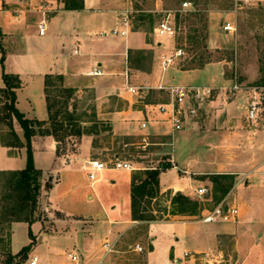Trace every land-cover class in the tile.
Masks as SVG:
<instances>
[{"label":"crops","instance_id":"1","mask_svg":"<svg viewBox=\"0 0 264 264\" xmlns=\"http://www.w3.org/2000/svg\"><path fill=\"white\" fill-rule=\"evenodd\" d=\"M82 2V8H66L61 3L55 8L41 4L33 7L34 11L27 9L26 13L21 7L14 8L17 10L13 12L3 5L11 3V0H0V31L19 42L5 61L7 72L18 74L23 80V84L16 89L17 107L28 118L48 120L46 75L61 74L65 85L76 89L74 99L80 101L84 95L92 93L96 119L110 124L114 133L130 141L137 139L142 147L154 143L149 140L150 133L161 118L157 102L147 101L142 94L137 96L127 90L128 83L150 85L153 79L156 66L153 65L150 71L144 69L134 56L135 51L149 49L150 41L142 29L134 27L132 21L126 34L113 32V29L124 28L122 12L139 9L138 3L136 0ZM158 5L157 0V8ZM30 16L34 18L31 22L28 21ZM40 23L45 24L44 34L40 33ZM20 42L25 45H20ZM158 45V53L163 52L162 42L159 41ZM167 53L165 51L158 60V86L165 83L159 72L161 68L167 71L172 67L164 69L162 66L163 56ZM97 68L102 70L101 74L91 73ZM139 75H145V80ZM4 86L3 80L0 88ZM218 101L210 104L214 105L211 107L221 105ZM231 105L229 100L225 108L230 110ZM207 109L208 106L198 119L190 121L184 130L178 132L180 145L176 146L174 139L175 162L173 167L160 173L162 191L175 189L176 193L192 196L203 185V179L196 175L206 173L208 166L199 158L203 153L200 148L203 147L195 148L193 138H202L204 142V136H201L204 130L199 129ZM144 121L148 123L146 127L142 126ZM14 125L25 142L24 130L16 119ZM2 132L4 129H0V170L24 168L27 164L26 145L3 144ZM102 133L99 128L92 133L73 136L71 152L66 149L62 154L57 152L58 141L53 135L37 133L32 138L34 163L43 170V181L45 177L54 178L49 189L42 186L40 202H44L47 209L64 215L63 219L55 222L54 230L44 229L40 220L31 225L38 239L32 255L38 256L37 250L44 251L43 248L46 253L59 250L64 253L58 260L46 256L42 263L38 256L37 264H73L63 247L66 244L75 250H83L86 259L82 264H93L89 259L93 245L102 242L109 233L114 238L137 223L131 215V185L135 167L131 170L106 168L95 181L89 178V161L99 159L102 153L99 151L104 140ZM182 137H188L190 141L185 144ZM104 145L109 158L103 161L120 157L118 151L110 149L111 144ZM186 216L174 214L168 221L148 224L158 225V234H150L153 237L152 246L144 255L117 244V251L103 264H122L126 260L134 264H264V210H245L240 212L238 220L228 222L184 221ZM29 227L26 221H13L10 233L12 253L30 242L29 235L26 237ZM230 248L232 255L228 256ZM210 250L212 255L201 254ZM186 252L189 254L186 255Z\"/></svg>","mask_w":264,"mask_h":264},{"label":"rangeland","instance_id":"2","mask_svg":"<svg viewBox=\"0 0 264 264\" xmlns=\"http://www.w3.org/2000/svg\"><path fill=\"white\" fill-rule=\"evenodd\" d=\"M156 1L136 0L139 9L134 8L132 10L131 21L134 26L141 14L151 13L154 18L153 26L150 25L149 21H146L140 27L145 32L147 40L150 41V48L144 51H135L134 56L136 62L144 69H149L150 71L152 66L155 65L156 72L152 77L154 80H150V85L141 84L146 86V88L140 89L137 96L142 94L143 98L150 102H162L169 99V89L158 87V60H161V56L165 51H168L167 54H171L179 48L182 49V52L176 57L172 67L167 71L162 68L159 71L162 78H165V85L214 84L222 87L220 88L222 94L219 99H215V101L219 100L218 104L221 105L211 107L214 106L210 105L213 102L209 104L210 106L207 105L208 113H205L206 117L202 120L203 124L199 129L204 130L201 135L204 136V142L201 141L202 138H199V140L193 138L195 148L203 147L202 149L200 148L203 153L199 158H202L201 161L208 166L206 167V173L196 176L203 179L202 186L207 187L208 191L202 199L198 198L197 190L192 196L189 195L199 201L200 209L197 214H186L188 216L184 217L183 220L204 222L201 217L220 203L237 206L239 214L245 210L263 211L264 129L261 126H258L256 131L252 129V123L247 119V107L249 104V86L258 84L257 82L264 75V0H250L242 8L235 6V0H190L192 5L185 11L179 10L182 8L183 1L186 0H158V8L156 7ZM59 3L66 6V0H11V3H4L3 5L16 12L15 10L17 9L14 8L21 7L25 11L27 9L34 11L33 7L41 4L55 8L59 6ZM178 12L180 14L179 19L177 18ZM26 13L28 12L26 11ZM170 13L171 19L177 25L176 34L158 37L154 30L156 22ZM32 19L34 18L28 17V21L31 22ZM228 20L235 24V30L227 31L224 29V24ZM0 39L6 50V55L19 44V42L16 43V41L4 35L1 31ZM159 41L162 42L164 51H159L158 53ZM20 45L24 46L25 44L20 42ZM155 49H157L156 53L154 52ZM1 56L2 52L0 51V59ZM2 71L3 68L0 61V84L3 82ZM139 76L145 80V75ZM234 83H238L241 89L234 94L230 92L226 94L223 86L229 87ZM93 97L92 93L89 92L80 101L74 99L75 96L70 100V103L76 102L78 106L77 112L81 114L80 122L84 127H91L97 124L96 116L94 115ZM4 100L5 96L3 91L0 90V109L4 104ZM229 100L232 102L230 110L225 108V103L229 102ZM102 127L100 125L98 129H102ZM0 129H4L5 134L8 133L6 125L1 124ZM102 132L101 136L104 137V140H102V146L99 147V151L102 152L99 155L100 160L109 158V155L106 154L107 149L104 148L106 147L104 144L108 143L111 144V150L120 153V159L130 161L133 164L135 167L134 173L148 167L159 166L162 163L171 162L174 166L175 148L173 142L175 139V142H177L176 146L177 144L180 145L179 133H176L177 137L175 138L176 134H172L169 123L162 117L158 119L155 129L150 133L149 141L154 143L145 147H142L140 142L137 143V139L130 141L121 134L114 133V130L102 129ZM181 140L186 144L187 141H190V138L182 137ZM134 141L136 143H133ZM63 146L69 149V153L71 152L70 148L74 147L71 139L65 141ZM163 171H167V169ZM179 172L182 173L181 171ZM217 174H229L228 176L233 177L221 178L217 186L212 179V176H217ZM45 178L44 182L42 170L41 182L42 186L47 190L54 178ZM7 179V174H0V200L7 190ZM226 182H229L231 186L226 193H223L222 186ZM174 191L175 189L162 191L160 185L158 195L144 201L141 207L142 211L146 214L155 215V219L137 220V223L131 225L120 235H115L114 238L118 237L120 240L118 244L121 248L128 250L136 243H140L145 248L141 256L148 252L150 246H152V236L158 234V225L148 224L168 221L173 218L174 214L170 210L172 208V197L176 194ZM41 194L39 196V207L35 212L38 218L36 221L40 220L44 229L54 230L55 222L60 218L63 219L64 215L57 210L47 209L43 204L44 202H40L42 200L40 199ZM9 203L13 204L14 200L9 201ZM0 209L1 218L8 216L4 203ZM239 214L230 221L238 220ZM13 221L15 222L16 220ZM13 221L8 219L0 222V264L4 263L11 252L10 233ZM109 234L104 239L106 237L113 239V235ZM28 235L29 231L26 232V237ZM103 241L93 245L91 252L88 251V253L90 252L89 259L92 262H95L96 258L103 254ZM37 243L38 239H36L34 247H36ZM67 245L63 246L66 253L73 249L75 250L73 246L67 247ZM18 248L20 246L16 250ZM43 249L44 251L37 250L41 263L44 262L43 260L46 256L50 255L55 260H58L64 254L61 250L57 252L47 251L46 253L45 248ZM32 251L27 260L19 264H30L34 256ZM82 251L79 249V252L82 253ZM203 253L204 255H212L211 250L201 254ZM229 254L232 255L231 248L228 250V256ZM111 263L109 262V264Z\"/></svg>","mask_w":264,"mask_h":264},{"label":"trees","instance_id":"3","mask_svg":"<svg viewBox=\"0 0 264 264\" xmlns=\"http://www.w3.org/2000/svg\"><path fill=\"white\" fill-rule=\"evenodd\" d=\"M82 0H66V8H82ZM179 12L177 18L179 19ZM146 21L153 26L154 18L150 14H141L135 22V28L140 29ZM0 51L2 52V77L5 86L0 88L5 96L4 104L0 109V125L4 124L8 127V133L2 132L1 141L5 145L22 146L27 148V164L22 169L0 170V174H7L6 192L0 200V207L7 209L5 218L0 217V222L5 220L26 221L29 223L30 242L24 245L18 252L8 254L3 264H19L27 260L30 252L36 243V235L33 233L31 225L38 219L35 215L39 207V196L41 193V176L42 170L37 168L34 163V151L32 138L35 134H51L58 141L57 152L62 154L66 151L63 146L65 141H69L73 136H81L84 133H92L98 126L102 129L111 130V125L98 121L91 127H84L80 122V113L77 112L78 106L70 103L74 97L76 89L64 85V76L61 74H47L45 79V91L48 103L49 118L48 120H40L36 118H28L17 107L16 89L22 85V79L18 74L9 73L5 69L6 50L0 39ZM264 71V66H263ZM264 84V75L257 82ZM61 94V95H60ZM96 116V113L94 112ZM14 119H16L24 130L26 141L24 142L17 134ZM100 124V125H98ZM69 138V140H68ZM72 140V139H71ZM173 167L171 162L162 163L159 166L148 167L138 170L132 177L131 185V215L134 220H152L155 215L146 214L142 211V204L148 198L152 199L160 192V173L163 170ZM229 174H217L212 176L213 181L218 186L221 178L233 177ZM50 186V184H49ZM231 185L226 182L222 186L223 193L229 190ZM14 200L13 204L9 201ZM2 202V203H1ZM200 204L197 199L183 193L177 192L172 197V214H197ZM1 211V209H0ZM24 215H23V214ZM10 217V218H8Z\"/></svg>","mask_w":264,"mask_h":264},{"label":"built area","instance_id":"4","mask_svg":"<svg viewBox=\"0 0 264 264\" xmlns=\"http://www.w3.org/2000/svg\"><path fill=\"white\" fill-rule=\"evenodd\" d=\"M250 0H235V6L242 8ZM192 2L190 0L183 1L182 8L179 11L187 10L191 7ZM132 9H126L121 14V23L124 25L123 29H113L114 33L126 34L131 24ZM236 26L231 21H226L224 29L227 31L235 30ZM40 33L44 34L46 27L44 23L39 25ZM155 34L158 37L173 36L177 32V25L171 19V13L166 17L158 20L155 24ZM182 49H176L175 52L163 56L162 66L164 69L172 65L178 55H180ZM93 74H101L102 70L97 68L93 70ZM161 89H169L170 97L166 101L157 102V110L161 117L167 121L170 125L172 134H176L184 130L190 121L196 120L201 116L207 105L214 102L222 94L221 86L214 84H160L158 86ZM224 92H230L234 94L241 86L238 83H234L229 87L223 86ZM146 88L144 85H130L128 83L127 90L131 94H138L140 89ZM249 104L247 107V119L252 123V129L256 131L258 126L264 129V84H254L248 88ZM231 97V96H228ZM148 125L147 121L142 123L143 127ZM106 168H117L131 170L134 168L130 161H124L120 157L113 158L109 161H103L100 159H91L88 166V175L92 181L98 178L101 171ZM208 191L207 187L201 186L197 189L198 198H203ZM239 214V209L235 205L220 203L214 209L209 210L204 214L201 219L204 222H214L218 220L230 221L236 218ZM119 238L106 237L103 241L102 247L104 252L102 255L96 258L93 264H103L107 258L117 251V244ZM130 250L137 251L139 253L144 252L145 248L142 244L136 243L131 246ZM189 252H186L188 255ZM70 261L74 264H82L86 259V255L78 250H72L68 252ZM38 263V256H34L31 260V264ZM177 263L179 261L177 260ZM122 264H134L130 260L124 261Z\"/></svg>","mask_w":264,"mask_h":264}]
</instances>
